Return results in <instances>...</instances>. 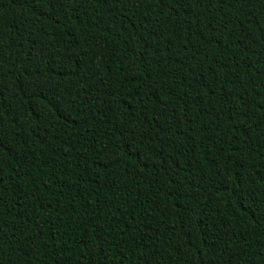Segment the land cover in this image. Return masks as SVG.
<instances>
[{
  "label": "trees",
  "instance_id": "obj_1",
  "mask_svg": "<svg viewBox=\"0 0 264 264\" xmlns=\"http://www.w3.org/2000/svg\"><path fill=\"white\" fill-rule=\"evenodd\" d=\"M0 264H264V0H0Z\"/></svg>",
  "mask_w": 264,
  "mask_h": 264
}]
</instances>
